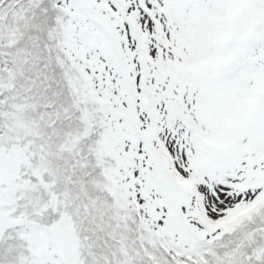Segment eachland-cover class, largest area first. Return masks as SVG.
Masks as SVG:
<instances>
[{"label": "snow or ice", "instance_id": "snow-or-ice-1", "mask_svg": "<svg viewBox=\"0 0 264 264\" xmlns=\"http://www.w3.org/2000/svg\"><path fill=\"white\" fill-rule=\"evenodd\" d=\"M0 264H264V0H0Z\"/></svg>", "mask_w": 264, "mask_h": 264}]
</instances>
